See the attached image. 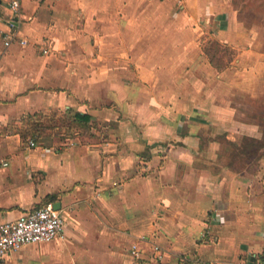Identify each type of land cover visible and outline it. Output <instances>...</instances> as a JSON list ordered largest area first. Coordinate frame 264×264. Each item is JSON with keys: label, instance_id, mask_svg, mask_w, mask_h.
Segmentation results:
<instances>
[{"label": "crops", "instance_id": "obj_1", "mask_svg": "<svg viewBox=\"0 0 264 264\" xmlns=\"http://www.w3.org/2000/svg\"><path fill=\"white\" fill-rule=\"evenodd\" d=\"M234 1L0 0V222L48 203L63 220L0 264H133L132 244L142 264H264V117L240 107L264 116V38ZM36 112L91 135L30 146L14 125ZM243 136L263 144L232 153Z\"/></svg>", "mask_w": 264, "mask_h": 264}, {"label": "built area", "instance_id": "obj_2", "mask_svg": "<svg viewBox=\"0 0 264 264\" xmlns=\"http://www.w3.org/2000/svg\"><path fill=\"white\" fill-rule=\"evenodd\" d=\"M22 0H8V8L18 13ZM16 19L8 20V25L13 27ZM15 37L12 31L5 34V45ZM19 43L26 46L28 42L20 39ZM42 53H49L48 48H43ZM29 145L34 146L35 142L29 140ZM3 165H6L4 162ZM63 231V220L58 209L51 203L39 208L27 210L14 220L0 222V257L12 251L20 249L24 245L47 242L59 236ZM130 252L135 260L133 264H142L138 261L140 248L132 244Z\"/></svg>", "mask_w": 264, "mask_h": 264}, {"label": "trees", "instance_id": "obj_3", "mask_svg": "<svg viewBox=\"0 0 264 264\" xmlns=\"http://www.w3.org/2000/svg\"><path fill=\"white\" fill-rule=\"evenodd\" d=\"M203 51L209 62L218 70L228 66L233 54V50L231 48L226 46L224 47L215 40L207 41ZM16 124L15 130L20 133L22 138L39 143L43 141V133L46 129H64L65 134L68 135L76 131L83 135H91L89 132L91 125L89 124V117L86 114L75 113L71 115L69 112H66L65 114H46L36 112L33 114H27L25 117L16 121ZM262 139L264 140V137ZM243 141L246 142L243 145V148L241 149L239 147L238 149L244 152H246V149H249L251 146L259 149V147L263 144H260L254 138L247 136H243ZM253 148H250L252 150L251 153L254 152ZM246 153L251 154L250 152ZM47 198L51 199V196H48ZM52 198H54V196Z\"/></svg>", "mask_w": 264, "mask_h": 264}, {"label": "rangeland", "instance_id": "obj_4", "mask_svg": "<svg viewBox=\"0 0 264 264\" xmlns=\"http://www.w3.org/2000/svg\"><path fill=\"white\" fill-rule=\"evenodd\" d=\"M234 2L236 3V6L238 9L242 10L245 13L247 12V15L249 17H253V19H255L256 24H258V26H261L260 34L262 36L261 38H264V31L262 33V28L264 30V0H235ZM240 101L244 102V100H240ZM262 105L264 106V104H262ZM240 107H242L246 110H250L249 113H247V114H250L249 116H253L255 119L259 118L262 121L261 117H264V116H259V115L252 113V111L255 107L252 103H250V101L245 102L244 104L240 105ZM14 127H15V125H14ZM54 132H56V133H54ZM13 133H17L18 135H20V133L16 130H14ZM62 133L65 134L64 129H59V128H57V129H54V128L53 129H46L43 133L44 143H46V144L50 143L54 136L57 135L56 138L57 137L59 138V134H62ZM20 137L22 138V136H20ZM104 137L105 136L102 133H100L99 139H104ZM222 148H223V146H222ZM230 148L232 149V153H235L237 151L236 153L239 154L237 147H233V148L230 147ZM230 148L228 147V143L224 144L225 150L229 149V152H230V150H231ZM238 165H239V163H238Z\"/></svg>", "mask_w": 264, "mask_h": 264}, {"label": "water", "instance_id": "obj_5", "mask_svg": "<svg viewBox=\"0 0 264 264\" xmlns=\"http://www.w3.org/2000/svg\"><path fill=\"white\" fill-rule=\"evenodd\" d=\"M53 207H54L55 209H58V204H57V203H54V204H53Z\"/></svg>", "mask_w": 264, "mask_h": 264}]
</instances>
